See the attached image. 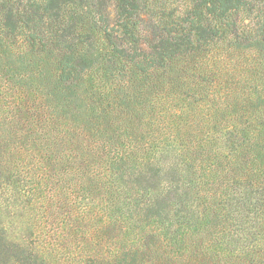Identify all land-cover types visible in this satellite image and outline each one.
Returning a JSON list of instances; mask_svg holds the SVG:
<instances>
[{"label":"trees","instance_id":"trees-1","mask_svg":"<svg viewBox=\"0 0 264 264\" xmlns=\"http://www.w3.org/2000/svg\"><path fill=\"white\" fill-rule=\"evenodd\" d=\"M0 264H264V0H0Z\"/></svg>","mask_w":264,"mask_h":264}]
</instances>
